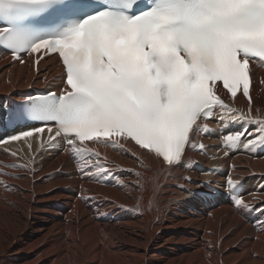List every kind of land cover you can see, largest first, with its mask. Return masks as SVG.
Here are the masks:
<instances>
[{
  "label": "snow or ice",
  "instance_id": "6c2138e0",
  "mask_svg": "<svg viewBox=\"0 0 264 264\" xmlns=\"http://www.w3.org/2000/svg\"><path fill=\"white\" fill-rule=\"evenodd\" d=\"M41 17L46 25L33 23ZM0 24V47L14 60L38 54V64L55 54L65 71L59 94L0 109L2 128L45 126L0 142L45 131L49 142L63 137L83 159L84 176L110 172L86 141L115 150L132 141L169 167L183 166L187 148L205 149L193 137L209 133L213 118L241 124L222 137L226 146L249 137L245 147H264V120L252 118L250 95L251 65L264 67V0H0ZM217 82L233 100L242 91L249 111L226 103ZM238 187L227 180L234 205L251 211ZM256 211L264 232V208Z\"/></svg>",
  "mask_w": 264,
  "mask_h": 264
},
{
  "label": "bare ground",
  "instance_id": "6f19581e",
  "mask_svg": "<svg viewBox=\"0 0 264 264\" xmlns=\"http://www.w3.org/2000/svg\"><path fill=\"white\" fill-rule=\"evenodd\" d=\"M7 57L0 50V96L47 84L41 76H61L55 59L42 63L36 77L30 60L19 67L2 60ZM261 81L264 70L259 66L251 87V116L264 120ZM222 99L249 111L242 93L234 100L223 94ZM212 123L211 133L196 135L197 144L207 145L227 134L223 121ZM34 140L19 143L24 154L26 143ZM121 144L120 150L87 144L110 169L89 176L79 170L74 175L70 158L62 153L33 163L0 150V264H264V232L243 220L241 208L217 207L218 202L205 194L194 196L183 207L195 187L193 180L207 179L197 164L210 166L208 159L190 149L183 166L170 168L129 142ZM224 163L228 179L259 173L264 181V158L254 160L241 153ZM44 175L45 179L39 178ZM248 197L249 203H264V190ZM91 198L95 201L88 202ZM185 209L198 218L187 216ZM184 228L190 231L179 232ZM175 229L178 232H170Z\"/></svg>",
  "mask_w": 264,
  "mask_h": 264
},
{
  "label": "rangeland",
  "instance_id": "374dc122",
  "mask_svg": "<svg viewBox=\"0 0 264 264\" xmlns=\"http://www.w3.org/2000/svg\"><path fill=\"white\" fill-rule=\"evenodd\" d=\"M13 93V92H12ZM11 93V94H12ZM120 172V169H118V170H116V172H115V175H117L116 173H119ZM47 177V175H44V176H41V177H39V178H42V179H45ZM76 177V176H75ZM193 183H194V185H195V187L194 188H192L191 189V191L189 192V194H188V196H187V200L185 201V203L183 204V207H184V205L186 204V203H190V202H192V199H193V195H190V193H200L201 195H206L207 193H208V191L207 190H204V187L203 186H205V185H202L201 186V181H199V180H193ZM123 185V184H122ZM121 186V185H120ZM90 197H92V196H90ZM87 201L88 202H91V201H95L93 198H91V199H87ZM196 201H198V199L196 200ZM198 209H200V207L198 208ZM184 211H186V213H187V216H190V217H192V218H195V219H197L198 218V216H196V215H194V214H192L190 211H188V209H185ZM111 214H113V212H111ZM111 214H110V216H111ZM103 215H104V217L105 218H107L109 215H108V213L107 214H104L103 213ZM254 230L256 229V228H253ZM187 231H190L189 229H183L182 231H179V232H184L183 234H185ZM170 232H178V230L177 229H175V230H170ZM178 237H180V235H178L177 236V239L175 240V241H179L178 240ZM241 246L240 245H238L237 246V250H239V248H240ZM239 252V251H238Z\"/></svg>",
  "mask_w": 264,
  "mask_h": 264
}]
</instances>
